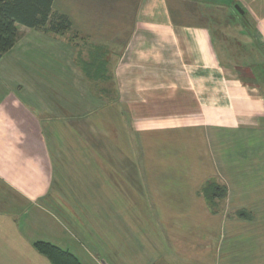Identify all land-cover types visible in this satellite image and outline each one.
Returning a JSON list of instances; mask_svg holds the SVG:
<instances>
[{
	"label": "crops",
	"instance_id": "1",
	"mask_svg": "<svg viewBox=\"0 0 264 264\" xmlns=\"http://www.w3.org/2000/svg\"><path fill=\"white\" fill-rule=\"evenodd\" d=\"M236 1L53 0L70 31L18 25L0 58V264H53L36 242L79 264H264V93L209 24ZM253 1L238 31L260 48Z\"/></svg>",
	"mask_w": 264,
	"mask_h": 264
},
{
	"label": "trees",
	"instance_id": "2",
	"mask_svg": "<svg viewBox=\"0 0 264 264\" xmlns=\"http://www.w3.org/2000/svg\"><path fill=\"white\" fill-rule=\"evenodd\" d=\"M52 2L53 0H0V58L18 40V25L52 35H64L71 30L67 16L54 12ZM210 186L215 187L218 192L210 193L207 189ZM203 190L207 195L217 194L221 197L225 195V189L220 185L207 183ZM35 247L53 264H79L71 254L49 243L36 242Z\"/></svg>",
	"mask_w": 264,
	"mask_h": 264
},
{
	"label": "rangeland",
	"instance_id": "3",
	"mask_svg": "<svg viewBox=\"0 0 264 264\" xmlns=\"http://www.w3.org/2000/svg\"><path fill=\"white\" fill-rule=\"evenodd\" d=\"M249 1L251 0H243L241 1L242 3L238 2V0L236 1L237 4L241 5V8H245V16L239 17V11L235 7L230 6L227 8V5H223L222 3L219 4L222 6L221 10H219V12L214 11V17L216 20L209 21V24L212 30L219 32L218 35H221L219 36V40L221 41L219 45L220 58L225 63L230 64L229 66L231 68H234L233 72H235L238 77L256 79L258 86L263 90L264 93V79L257 68L259 65L264 64V49H262L264 48V45L260 46V48L253 45L252 48H249L247 45H250L249 41L251 39L249 40L248 38H244L240 33V30L238 31L240 27L243 29V31L245 28L248 30L252 29L251 23L247 19L251 21L253 18V13L251 12L252 8L259 9L261 7L258 1H253L252 3ZM196 2L199 3V0H188L186 8L192 14L199 16V9L194 6L197 4ZM225 7L227 10L230 9L229 11L232 13L231 16L226 15ZM209 12L212 13L211 11ZM233 17L245 25L242 27L240 23H233L231 21ZM247 80L246 82L248 83ZM207 189L210 191V193L218 192L215 187L210 186Z\"/></svg>",
	"mask_w": 264,
	"mask_h": 264
},
{
	"label": "flooded vegetation",
	"instance_id": "4",
	"mask_svg": "<svg viewBox=\"0 0 264 264\" xmlns=\"http://www.w3.org/2000/svg\"><path fill=\"white\" fill-rule=\"evenodd\" d=\"M257 68H258L260 74H261V75L263 76V78H264V64L259 65Z\"/></svg>",
	"mask_w": 264,
	"mask_h": 264
},
{
	"label": "water",
	"instance_id": "5",
	"mask_svg": "<svg viewBox=\"0 0 264 264\" xmlns=\"http://www.w3.org/2000/svg\"><path fill=\"white\" fill-rule=\"evenodd\" d=\"M235 8L239 11L240 14H243V10L238 5H235Z\"/></svg>",
	"mask_w": 264,
	"mask_h": 264
}]
</instances>
